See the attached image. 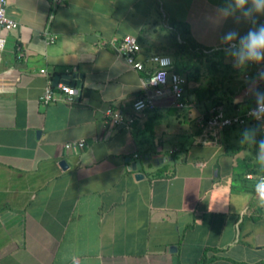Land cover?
I'll list each match as a JSON object with an SVG mask.
<instances>
[{
	"label": "crops",
	"instance_id": "crops-1",
	"mask_svg": "<svg viewBox=\"0 0 264 264\" xmlns=\"http://www.w3.org/2000/svg\"><path fill=\"white\" fill-rule=\"evenodd\" d=\"M225 5L7 0L18 26L0 30V264H264V207L251 186L264 165L256 142L240 143L258 122L198 134L204 106L187 98L200 84L185 76L186 107L167 92L152 108L133 109L152 92L144 84L155 67L149 57L172 55L171 20L188 23L192 39L211 50L229 46L221 41L229 31L264 24V15L255 24L239 12L221 17ZM127 34L141 45L142 70L112 44ZM225 62L239 69L226 54ZM258 70L240 79L264 84ZM65 72L84 74L79 94L56 89L43 103ZM244 97L241 90L236 98ZM255 138L264 140L262 131ZM80 139L83 149L65 148ZM139 159L143 179L130 168Z\"/></svg>",
	"mask_w": 264,
	"mask_h": 264
},
{
	"label": "trees",
	"instance_id": "trees-1",
	"mask_svg": "<svg viewBox=\"0 0 264 264\" xmlns=\"http://www.w3.org/2000/svg\"><path fill=\"white\" fill-rule=\"evenodd\" d=\"M170 24L172 25L171 36L173 47H171L173 56L170 55L174 58V70L184 75L187 81L191 80L200 84L197 88L188 93L187 99H189L188 101H195L196 105H201V103H203L205 122L211 115L210 111L215 107L222 106L227 114L232 115L235 113L243 114L255 106V99L252 95L248 94L246 97L242 98V100H239L236 97L241 91H235V87L225 85L224 79L228 78L230 80V78L235 77L234 73L236 70H233L231 66L225 62L224 48L212 50L203 48L192 39L191 29L188 23L171 20ZM178 37L181 38L182 41H180ZM242 68H245L247 70L246 72H248L255 69L256 66L249 63ZM220 75H222L223 78H219ZM250 81L243 82L238 79V89L246 91L250 86ZM255 87L259 91L264 92V84H259ZM149 108H147V110ZM251 121L255 122L256 120L253 118L248 119L244 125ZM244 125L234 124L231 127L234 128ZM231 127H227L225 130ZM202 133L203 127L200 126L198 134L201 135ZM213 135H215V133L209 130L206 136L209 139L212 138ZM254 140L258 145V140H256V138ZM255 185L256 184H252L251 186L253 187Z\"/></svg>",
	"mask_w": 264,
	"mask_h": 264
},
{
	"label": "built area",
	"instance_id": "built-area-1",
	"mask_svg": "<svg viewBox=\"0 0 264 264\" xmlns=\"http://www.w3.org/2000/svg\"><path fill=\"white\" fill-rule=\"evenodd\" d=\"M17 26L18 23L7 15V0H0V30L2 27L11 29ZM52 38L53 37L51 36V39ZM6 43V36L0 32V50L5 48ZM112 44H114L120 55H126L127 61L131 66L139 70L145 68L143 62L137 60L135 57V53L141 51V45L139 44L136 36L127 34L121 39L114 38ZM149 61H151L155 67L150 72L149 81L146 80L144 84L145 88L151 89L153 93H147L145 96L137 98L133 103L134 110L137 112H142L149 107L152 108L154 106V100L156 99L155 95L163 96L166 93L167 88H170L175 106L185 107L188 105L186 99L187 89L185 77L181 73L174 70L173 57L166 53H156L149 57ZM250 64H257V69H259L258 71H261L262 63ZM41 72H45V70L42 69ZM249 76V73L245 74V78H248ZM58 88L62 92L69 94L71 97L75 94V89L70 85L60 83ZM55 93V89L50 84L44 90V93L40 96V99L43 103L50 104L55 100ZM245 94H247V91ZM251 109L247 110L243 114L235 113L231 115L227 114L222 106L215 107L210 111L211 115L206 122L204 115L200 117L199 125L201 127H205L206 130L213 131L215 134H217L219 131H223L227 127H231L234 124L244 125L248 119L252 118L249 115ZM112 112H110V114H112ZM113 117L114 121L117 123H120L123 120L122 113L120 114L116 112ZM262 133L264 135V131H262ZM86 145V140L80 139L66 143L65 148L67 150L74 149L75 151H78L83 149ZM261 180H264V177H262Z\"/></svg>",
	"mask_w": 264,
	"mask_h": 264
},
{
	"label": "clouds",
	"instance_id": "clouds-1",
	"mask_svg": "<svg viewBox=\"0 0 264 264\" xmlns=\"http://www.w3.org/2000/svg\"><path fill=\"white\" fill-rule=\"evenodd\" d=\"M217 11L221 17L235 15L239 12L241 16L246 19L252 20L253 24H255V18L257 17V15H264V0H226L225 7L220 8ZM221 41L222 43L229 45L225 48L224 53L226 54V56L231 58L233 67L242 68L247 66L249 63L264 62V24H260L256 27L250 28L244 35H240L236 31H229L224 34V36L221 38ZM232 41L237 42L230 43ZM251 65H255L257 67V64ZM258 77L260 80H264V69H262L258 73ZM60 83L67 84L65 82H59L57 85L52 86L55 91L56 89L60 90L58 88ZM255 83V81L249 82L250 86L246 90V95H252L255 99V107L250 110L249 115L256 121H258L259 124L257 126H254L251 130L246 129L243 132V139L240 140V143H245L246 141L255 142L254 136L256 132L264 131V92L259 91L255 87ZM72 87L75 89L74 86ZM76 94L78 93L75 89V95ZM258 146L259 154L257 156V161L261 165H264V140H260L258 142ZM255 191L260 205L264 207V180H261L256 184Z\"/></svg>",
	"mask_w": 264,
	"mask_h": 264
},
{
	"label": "water",
	"instance_id": "water-1",
	"mask_svg": "<svg viewBox=\"0 0 264 264\" xmlns=\"http://www.w3.org/2000/svg\"><path fill=\"white\" fill-rule=\"evenodd\" d=\"M84 77L85 76H84V74L82 72H65V73H62V74H57L54 77L53 83H54V85H57L59 82H65L67 84H70V85L75 87L76 92L79 94L80 88H81V85H82V79ZM147 80H149V77L147 78ZM167 92L171 93L170 88H167ZM157 97L158 96L155 95V98H157ZM258 124H259V122H258ZM127 160L131 161V158L127 157ZM60 165L62 166V168L66 169L68 167L67 159H62L60 161ZM130 168L133 171H138L136 173V178L137 179H143L144 178V173L141 172L142 168H143V162H142L141 159L136 160V161H132L131 164H130ZM175 249H176L175 246H172L171 250H175Z\"/></svg>",
	"mask_w": 264,
	"mask_h": 264
},
{
	"label": "rangeland",
	"instance_id": "rangeland-1",
	"mask_svg": "<svg viewBox=\"0 0 264 264\" xmlns=\"http://www.w3.org/2000/svg\"><path fill=\"white\" fill-rule=\"evenodd\" d=\"M232 71V70H231ZM247 70L245 68H239V69H236V72L234 73L235 74V77L233 78H230V80L228 78H225L224 79V82H225V85H231V87H235V91H238L240 92L241 90L238 89V85H237V77L240 79H242V76L244 75V73L246 72ZM219 78H223L222 75L219 76ZM240 79V80H241ZM154 167V166H153Z\"/></svg>",
	"mask_w": 264,
	"mask_h": 264
}]
</instances>
